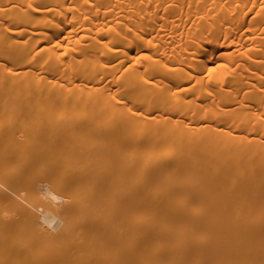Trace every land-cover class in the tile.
I'll return each mask as SVG.
<instances>
[{
	"label": "bare ground",
	"instance_id": "bare-ground-1",
	"mask_svg": "<svg viewBox=\"0 0 264 264\" xmlns=\"http://www.w3.org/2000/svg\"><path fill=\"white\" fill-rule=\"evenodd\" d=\"M0 264H264V0H0Z\"/></svg>",
	"mask_w": 264,
	"mask_h": 264
}]
</instances>
